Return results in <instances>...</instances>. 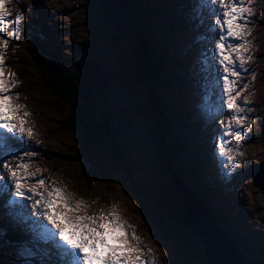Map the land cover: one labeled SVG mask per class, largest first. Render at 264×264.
Instances as JSON below:
<instances>
[{"label":"rangeland","instance_id":"1","mask_svg":"<svg viewBox=\"0 0 264 264\" xmlns=\"http://www.w3.org/2000/svg\"><path fill=\"white\" fill-rule=\"evenodd\" d=\"M139 1L144 2L146 20L155 29L153 34H157V40L164 42L168 48L169 55L165 46L157 42L158 48L162 49L161 58L166 60L158 81L167 80L169 75L175 81V73L178 72L186 77L187 88L184 90L182 85L175 94L173 91L165 93L160 88L158 94L160 97L163 95L167 111L178 112L185 122H190V128L209 124L205 144L202 145L197 135L185 130L186 124L171 118L167 119L173 132L170 139L172 137V140L182 142L183 151H169L171 145L160 151V132L150 103L156 83L148 82L143 74L139 77L141 86L137 82L134 84V71L142 74L135 42L128 35L114 44L108 40L96 43L94 39L95 31L100 27L103 1L7 0V7L14 13L10 19L14 21L18 18L21 22L16 25L18 37L10 35L11 24L9 34L4 37L9 41L4 53L5 73H15V76H6V79L18 85L10 95L14 103L22 106L19 115L23 116L24 111L30 113L23 118L27 126L33 129V137L24 146L26 151L36 153L31 160V171L39 168L46 181L66 185L68 191L76 194L75 198H83L89 204L90 213H99L102 209L110 212L113 205H118L122 218L134 226L141 238V246L150 264H208L204 240L187 231L177 219L182 210L179 211L174 196L177 191L180 192L176 184L184 186L168 169L172 163L177 173V170L184 172L189 164L199 163L207 174L208 188L205 192L213 191V197H206L203 201L213 208L220 206L223 210L217 209L228 218L237 232L243 233L250 247H264V0H252L254 15L248 18L246 26V30L251 31L246 37L250 44L245 45L248 48L245 55H250L251 59L246 60V70L239 69L238 85H249L238 98L241 106L245 107V112L241 114L245 120L242 130L234 129L236 134L230 137L224 135L230 113L225 107L223 114H220L222 82L217 83V69L220 66L214 57L215 40L219 36L218 29H214L212 6H203L202 0H195L198 18L187 20L178 15L174 27H171L176 34L170 31L171 28L165 29L164 25L171 18V7L181 0H169L167 4H162V0ZM31 9L37 14L35 23L51 38L50 42L58 43L66 55L62 62L67 68L73 70L77 61L98 57L108 69L122 64L123 69L130 71L129 75L124 72L118 75L115 71V77L106 90L92 93L98 103L105 102V113L115 117L112 129L105 126L101 114L95 112L91 119L98 123L99 130L92 131L89 138L83 132L74 130L70 126L68 107L42 85L38 63L34 58L38 36L28 30L30 19L27 12ZM196 22L204 32V39L199 37L200 41L192 37L196 36L192 30ZM241 25L244 26L243 21ZM95 27H98L97 30ZM121 28L124 26L110 29L116 34L120 33L118 30ZM187 43L188 54L178 52ZM119 54L124 59L121 60ZM175 61L178 67L172 69ZM185 65L196 78L184 72L187 69ZM132 73L133 77L130 76ZM243 97H247L250 103L245 105ZM240 137L243 139L237 145L236 140ZM221 140L226 146L238 147L244 153L237 156L235 165H229L226 157L220 155L218 146ZM206 157L213 158L218 179L211 175L213 172L205 169ZM253 172L260 175L263 189L254 185ZM215 184L219 189L213 188ZM192 195L199 207L204 208L201 199ZM0 199L4 203L0 200V205H5L6 208H3L9 214L12 208L7 206V195ZM15 208L27 216L34 211L30 203L25 209ZM16 215L19 214L12 216L11 227L18 225L20 222L16 220L20 218L31 228L30 219ZM26 224L22 230L32 234ZM127 230L131 236L133 228ZM4 242L0 239V244ZM34 244L35 239L30 242V245ZM9 247L7 245L5 250L10 251ZM2 249L3 245L0 251ZM147 249H151V252ZM21 261L14 263L0 257V264H23Z\"/></svg>","mask_w":264,"mask_h":264},{"label":"snow or ice","instance_id":"2","mask_svg":"<svg viewBox=\"0 0 264 264\" xmlns=\"http://www.w3.org/2000/svg\"><path fill=\"white\" fill-rule=\"evenodd\" d=\"M202 4L212 6L214 29H218L214 57L220 66L217 83L222 82L220 114L225 107L230 113L224 132L230 137L236 134L234 129L242 130L245 120L241 115L245 107L238 98L249 85H238L239 69L246 70V60L251 59L250 55H245L248 52L245 45L250 44L246 37L251 31L246 30V26L248 18L254 15L252 0H202ZM13 16L7 0H0V198L7 195L9 208L25 209L30 203L34 210L27 217L32 221L31 231L45 243L54 244L58 257L54 264H150L141 238L134 226L122 218L118 205H113L110 212L102 209L99 213H90L89 204L83 198H75L76 194L68 191L66 185L46 181L39 168L31 171V160L36 153L26 151L24 146L33 137V129L23 118L30 113L24 111L23 116L19 115L22 106L14 103L10 95L18 85L6 79L15 73H5L4 53L9 41L4 37L9 34L10 24V35L18 37L16 25L21 22L18 18L11 20ZM243 102L245 105L250 103L247 97H243ZM242 139H237L236 144L239 145ZM218 147L229 165H235L237 156L244 155L238 147L226 146L223 140ZM129 227L133 228L131 236ZM147 251L151 252V249Z\"/></svg>","mask_w":264,"mask_h":264},{"label":"trees","instance_id":"3","mask_svg":"<svg viewBox=\"0 0 264 264\" xmlns=\"http://www.w3.org/2000/svg\"><path fill=\"white\" fill-rule=\"evenodd\" d=\"M103 1V5L100 9V27H95L97 31L94 34V39L96 43L105 42L106 40L110 41L112 44L114 42L119 43L120 39H125V36H129L135 42V47L137 50V57L138 62L140 63V75L135 79L139 78L140 76H146L148 82L151 84H155L154 93L152 95V111L155 122L157 124L158 130L160 132V147L162 150H165L166 147H171L173 149H177L173 143L170 142L171 136V129L168 124V115H174L177 117V114L170 111L166 112L167 104L163 101L162 96L160 97L158 94V89L162 88L165 93H169L170 91L177 90L180 85L185 82V79L181 76V74L175 73L176 80L173 81L171 76L167 80L162 82L159 80V75L161 74V67L165 64V61L162 60V49L160 50L157 46V37L154 35V27L148 23L145 17V6L144 2L139 0H132V8L135 13V21L128 25L127 29L122 33L114 34L113 31L107 27L106 23L104 22V10L107 8V0ZM164 1V0H162ZM185 1V0H183ZM187 8H182L178 5L174 10L173 14L179 15L181 13H188ZM29 18L32 22L36 20V15L31 10L28 12ZM38 23L36 22L31 27L35 35L38 36V41L34 45V58L38 63V74L40 76V81L42 85L47 88V90L57 99H59L63 104H65L68 109L70 110V126L74 128V130H79L81 133L83 132L88 138L90 137L89 134L93 131L99 130L100 126L96 121L91 119L93 114H89L86 109L89 108V103H85V100L80 98L79 96V87L82 84L81 73L75 69L71 70L64 66L62 59H65V54L63 53L62 49H60L57 42L49 43L50 38L45 37L44 33H42ZM42 37V38H41ZM48 48L52 50V54H46ZM139 52V53H138ZM119 58L122 60L124 57L119 54ZM92 58V57H91ZM98 62L102 63L104 66V61L100 58L96 57ZM132 64V63H131ZM177 63L172 65V69L176 68ZM108 70L116 71L118 75L121 73H125L126 75L130 74V71L123 69L122 64L110 67ZM133 77V73L130 75ZM145 78V77H144ZM140 80V79H138ZM136 85V81H134ZM95 92V91H94ZM93 92V93H94ZM172 93V92H171ZM155 94V95H154ZM140 99V98H139ZM96 100V107L98 113L101 114L102 123L105 126L114 127L115 117L112 114L107 115L105 112L106 104L105 102L98 103L97 98ZM88 129V130H87ZM91 144V140H89ZM172 148H168L169 151ZM178 150V149H177ZM168 169L171 175H175L179 177L186 185H188L194 189V191L201 197L203 200L205 196V188L202 184V181L205 179L203 173L200 172L199 166L193 165V168L187 172H180L181 174L177 173L175 170L174 165H168ZM202 194V196H201ZM205 207L209 210V214L212 218H214L222 227L226 228L232 238L238 243L241 251L247 256L250 260L251 264H264V247H260L259 249H255L250 247L249 241L243 235L242 232H237L235 228H233L232 224L228 220V218L220 212L217 208L211 207L209 204H204ZM204 207V208H205ZM205 208V209H206ZM169 215L171 212L167 209ZM9 234V236H7ZM9 237L15 238L16 235L14 232L8 230L3 223L0 222V239L2 240H10ZM3 244H0L2 246ZM1 256L7 257L11 260L20 261L19 257H21L20 252H13V251H4L0 252ZM18 255V256H17ZM24 259V258H23ZM208 263V260H207ZM36 264V263H33Z\"/></svg>","mask_w":264,"mask_h":264},{"label":"water","instance_id":"4","mask_svg":"<svg viewBox=\"0 0 264 264\" xmlns=\"http://www.w3.org/2000/svg\"><path fill=\"white\" fill-rule=\"evenodd\" d=\"M107 5L103 14L104 20L110 28L114 29V26L120 27L123 25L124 28L118 30L122 33L126 26L130 24L128 21L131 23L135 21L132 0H107ZM119 11L120 14L117 18L116 14ZM77 69L81 73V79L85 77V79H87L85 80L86 82H91V84L86 83L84 87L82 81L79 87V96L83 100L86 99L89 103L87 112L89 114L95 113L97 111L96 100L92 93L95 89L98 91L107 89L109 82L115 77V73L105 70L96 58L79 62ZM139 75V72L134 71L135 78ZM138 79L139 78L135 79V81L141 86ZM158 147L161 151V147ZM261 181L260 175L257 174L255 176V185H259L263 189ZM178 187L182 211L180 218L178 217L177 219H180L183 227H185L187 231L198 235L204 240L206 243L205 254L208 259V264H251L236 243L227 236L224 229L199 207L194 198L188 196L186 188L182 187V185H178Z\"/></svg>","mask_w":264,"mask_h":264},{"label":"bare ground","instance_id":"5","mask_svg":"<svg viewBox=\"0 0 264 264\" xmlns=\"http://www.w3.org/2000/svg\"><path fill=\"white\" fill-rule=\"evenodd\" d=\"M197 10H198V7H197ZM119 14H120V11L116 14V16H117V18L119 17ZM204 15V14H203ZM198 18V13H196L195 14V20ZM85 80H87V79H85V77L82 79V81H83V86L85 87L86 86V83H88V84H91V82L90 81H85ZM85 103H88L87 101H86V99H85ZM88 109V108H87ZM87 109H86V111H87ZM220 118V117H219ZM254 170H255V168H253ZM253 174H254V172H253ZM212 176H214V177H216V178H219L218 177V175L216 174V171H214L212 174H211ZM201 196H202V194H201ZM204 196L205 197H213V191L210 193V192H205L204 193ZM211 199V198H210ZM21 212V213H20ZM10 213L11 214H13V213H18L19 215L18 216H22V217H25V218H27L28 216H27V214H25L22 210H18L17 208H15V210L12 208L11 210H10ZM9 213V214H10ZM17 216V215H16ZM17 216V217H18ZM45 223V222H44ZM130 223V222H129ZM53 231H55V230H53ZM7 236H9V234L7 235ZM37 242H38V239H37ZM50 244V243H49ZM50 246L52 247V249L56 252V250H55V246H54V244H50Z\"/></svg>","mask_w":264,"mask_h":264}]
</instances>
